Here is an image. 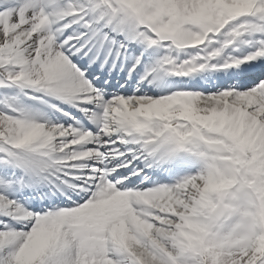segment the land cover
Listing matches in <instances>:
<instances>
[{"label": "snow or ice", "instance_id": "obj_1", "mask_svg": "<svg viewBox=\"0 0 264 264\" xmlns=\"http://www.w3.org/2000/svg\"><path fill=\"white\" fill-rule=\"evenodd\" d=\"M0 264H264V0H0Z\"/></svg>", "mask_w": 264, "mask_h": 264}]
</instances>
